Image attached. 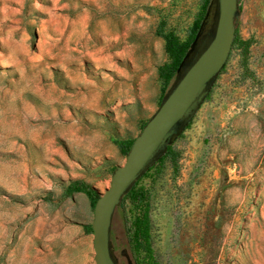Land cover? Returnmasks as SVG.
Segmentation results:
<instances>
[{
    "label": "rangeland",
    "instance_id": "rangeland-1",
    "mask_svg": "<svg viewBox=\"0 0 264 264\" xmlns=\"http://www.w3.org/2000/svg\"><path fill=\"white\" fill-rule=\"evenodd\" d=\"M203 0H0V264H77L52 232L84 229L159 106L163 34L185 41ZM163 25L159 34V25ZM238 38L208 97L138 187L147 194L155 264H264V0H240ZM115 210L117 264H133ZM143 254H141L142 257ZM140 257V258H141ZM94 264V262H93Z\"/></svg>",
    "mask_w": 264,
    "mask_h": 264
},
{
    "label": "water",
    "instance_id": "water-1",
    "mask_svg": "<svg viewBox=\"0 0 264 264\" xmlns=\"http://www.w3.org/2000/svg\"><path fill=\"white\" fill-rule=\"evenodd\" d=\"M240 0H210L189 50L158 109L133 140L125 162L114 168L109 187L93 207L94 264H117L111 245L115 210L142 176L192 121L228 59Z\"/></svg>",
    "mask_w": 264,
    "mask_h": 264
},
{
    "label": "trees",
    "instance_id": "trees-1",
    "mask_svg": "<svg viewBox=\"0 0 264 264\" xmlns=\"http://www.w3.org/2000/svg\"><path fill=\"white\" fill-rule=\"evenodd\" d=\"M209 3L210 0H203L201 12L198 18L196 19V21L194 22L190 34L185 41L183 42L180 41L178 37L172 32L163 34L164 51L167 55L168 62L160 66L157 70L158 77L163 85V90L160 96L159 104L164 94L166 93V91L169 89L172 82L174 81L178 68L182 60L184 59L186 53L189 50L190 44L194 39L195 33L198 30L200 22L204 16V13ZM162 27H163L162 24L159 25L158 28L159 34L162 31ZM234 46L239 49L241 48L243 52L246 54L248 52L249 47L251 46V41L250 40L243 41L239 39L237 35V30L235 29V36L231 48ZM145 123L142 124L141 129L145 125ZM190 123L187 125L186 129L190 126ZM132 143L133 140L114 142V144L118 147L122 156H126L128 154ZM172 145L167 147L165 154L158 160V162L155 165L163 162L166 158H170L172 163L174 164L176 163L177 153H175L172 150ZM153 167H151L142 176V178L145 177L146 174H148L153 169ZM113 170L114 168L112 169V172ZM140 180L132 187V189L128 192V194L122 199L120 206L118 208L123 207L125 202L127 201L132 206V219L128 221L129 225L126 228L127 229L126 236L130 247V253L133 259V264H155L152 259V251L150 249V243H149L150 221H149L148 208H147L148 198L146 192L142 188L138 187ZM72 194L84 195L89 200L92 209L95 205L96 200L99 198V194L97 193V191L82 180L72 181L66 186L64 195L68 197ZM84 229L86 233L92 234L90 225L85 226ZM141 254H143L142 257Z\"/></svg>",
    "mask_w": 264,
    "mask_h": 264
},
{
    "label": "crops",
    "instance_id": "crops-1",
    "mask_svg": "<svg viewBox=\"0 0 264 264\" xmlns=\"http://www.w3.org/2000/svg\"><path fill=\"white\" fill-rule=\"evenodd\" d=\"M63 233H67V236L52 232L47 237L46 243L54 245L63 237L66 242H71L73 246L82 248L79 257L76 259L77 264H93V235L86 233L85 229H63Z\"/></svg>",
    "mask_w": 264,
    "mask_h": 264
}]
</instances>
